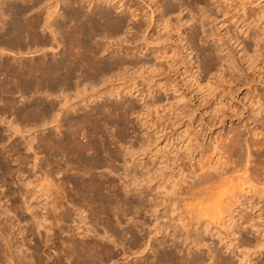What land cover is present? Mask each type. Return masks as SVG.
Instances as JSON below:
<instances>
[{
  "label": "rangeland",
  "instance_id": "rangeland-1",
  "mask_svg": "<svg viewBox=\"0 0 264 264\" xmlns=\"http://www.w3.org/2000/svg\"><path fill=\"white\" fill-rule=\"evenodd\" d=\"M27 1L29 0H26V2ZM185 1L183 0L184 5H188V9L191 8V11L189 10L188 14H193L195 17L198 14L199 16L197 15V19L198 17L202 18L200 14L202 11H205L203 13H205L204 15L207 16H204L203 18V24L205 26L203 28L205 30L204 33L207 31L208 41L206 43L211 44L215 49L220 51V53L227 55L229 59L228 62L221 63L216 60L215 63L214 60H212L211 57L207 55L208 50L201 43V33L199 29L197 31L198 35L200 34L199 36H195L194 34L190 33L189 25L192 24L194 20L191 18V16H188L187 11L185 12L184 10L185 13L181 12L180 14H177L178 11H173L169 14H164V16H162L163 18H159V28L167 26L164 29L162 28L160 33H163L166 29H170L172 33H176V30L178 29L177 27H179L180 32L183 33L182 37L184 38L182 43H179L176 39L177 36L174 35L171 41H167V44L169 43L167 45L168 47L165 46V51L168 53L167 55H171V52L175 51L174 56H172L174 57V61L172 62L173 65L168 67L171 63V58H155V53L152 52L153 48L147 47L148 49H146V46L143 45L138 39L137 35L139 33L133 34V37L134 35L137 36H135L136 38L134 37V42L130 43V38L127 39L129 37V33L126 32V17H128L126 11V0H111V2L108 3L103 0H82V10L84 9V12L89 11V9L91 10L94 6L96 7L93 8L95 11H97L98 8H107L111 18L120 19L123 17L125 20L124 28H122V30L119 32H115L116 35H114V33L108 34L110 31L106 32L107 30L104 28V26L100 25V23L103 22L102 18V21L97 20V22H100L98 24L100 27H98L99 29L97 31H102L100 32L101 34L96 32L97 36L94 35V38H90L89 42L87 43L88 48L90 45H92V47H90L92 52L89 51V49H86L85 46H78V49H76V46L73 47L70 43H68L67 47H65L67 44V37L65 38L60 36V34L56 36L58 38H62H60L62 40H60L61 44L59 42L54 43L55 41H52V46L51 44H44L42 46L38 45L37 47L40 46L39 48H42L38 52H32V46L28 49L20 48L17 50V52L19 51L18 53H9L5 50H1L2 55L0 57H5V60L11 59V62L14 61L13 66L17 67L16 72L18 74L21 71H24L25 73L21 72L17 77V74L14 73V78L12 79L13 76H9L10 74L7 71L3 72L2 69V73L0 72V76L5 78L3 80L0 77V82L4 81L0 84L7 82L6 85L9 86V83L11 82L10 80H13L12 82L14 83V86L12 83V91L9 92L5 88L3 92H0V135L3 137L2 142H0V149L2 143L8 145L7 147L14 145L13 143H19L21 147H24L23 145L25 144V140L35 137L32 140V146H35L34 148L37 150L38 156L42 157L45 154L46 149L44 142H42L43 140L38 141V139L51 132L49 130H54L52 132H55V129H58L57 127H54L58 124L55 121L56 118L59 120V117H61L62 122H60L62 124L65 122V119H62L63 116H59L58 114L60 113L61 115L63 109L66 108L67 105L71 106V113L73 114H81V112L87 113L90 111L92 112L96 106H99V104L111 102L112 104L121 108V110L125 109V105H131V107H126L124 110L123 113L125 114H122V117H124H121L122 121H116V124L115 122L114 124L113 122L108 123V126H110V132L112 131V133H115L116 131L118 132L120 128L124 127L125 124V137L122 139L115 137L113 144H110L113 149L115 148L116 151L119 150L118 158L113 162V166L115 168L113 167L114 169H111V173H109L108 169L99 167H96L97 169L95 168L94 171L97 174L106 172L109 177H113L114 180L118 181L122 187L125 183L128 184V186H131V179H135L137 181L139 180L140 183L142 179H145V181L147 180V184L144 185L141 191L146 194V198H149L150 196L154 199L157 198L155 200H160V204L164 199L167 200V196L176 198L173 205H170V203L166 201L165 203L162 202V204L157 207V214L159 216L157 218L158 220L155 219L153 214H150V208H147L150 207L149 200L146 201L148 202L146 204L147 207L142 210L139 218L135 216H129L135 217L134 219L132 218L133 220H139L136 222L137 225L135 226V229H137V233H139L141 243L144 244V242L150 237V242L153 244L156 243L161 237L165 236L167 242H170L172 239H174L178 246L180 245L179 248L181 250L178 251L179 255L183 254V256L185 255L188 257L195 254L200 255L204 258L203 264H217L219 257H223V259L226 260L230 259V262H233L232 264H241L242 262V264H263L264 247L257 246L256 248L254 245L258 243H262L264 245V18L260 17L259 15L260 12L264 11V0H202V2H198L199 4H195L194 2L192 3L190 0ZM42 2L45 6L43 8L44 10L36 13V15H42V20L44 19L42 17L46 16V12H50L51 10L57 11L59 13L63 12L62 8L65 9L64 11H67V9L69 10L68 7L64 6L63 0H43ZM42 2L41 4H43ZM134 2L138 3L139 1L134 0ZM165 2L166 0L159 2V11L162 9V6L165 4ZM53 3L54 5L52 6ZM137 3H135V6ZM62 4L64 7L61 6ZM74 4L76 6L75 2ZM199 6L203 9L200 10ZM56 13H52L53 15H51L50 19L47 20L49 21L51 18H56L57 20L62 18ZM157 14V11L154 12L155 18H157ZM175 16L179 17L177 18ZM131 19L133 21L135 20L134 22H136V18ZM131 19L128 20V24L132 23ZM59 21L60 24H62L64 19L62 18V21L61 19ZM70 21L71 23L75 22L72 20ZM70 21L67 25L71 24ZM61 26H58V33H60V31H63V33H69L73 32V30H77V28H74L75 25L68 26V28L70 27L69 29L67 27ZM39 27L40 28L38 29L32 28V30H34L33 32H31L32 30L29 31L30 29H28V32L25 31L24 33L19 34L22 46L26 44L29 45L31 43V33L34 35L36 32V36L38 34V36L44 35L48 36L49 38L53 37V34H51L48 28L43 26L41 27V25ZM71 27L74 29L71 30ZM159 28H156V31ZM156 31L155 29L152 30L154 33ZM66 33L63 35L66 36ZM97 39L99 40V44H97V46L100 45L98 48H101L102 50L98 49L95 51L93 49H97V46H94V44H96L98 41ZM26 40L29 41V43H26ZM64 41H66V44ZM90 41H92L94 44L92 42L90 44ZM173 45L175 46L174 50ZM130 46H133V49ZM150 46L154 47L155 45ZM62 47L65 49L74 48L71 50L72 52L70 51V53H75L74 55L77 56V58H75L74 55H71L70 59H67V62H65L66 60H64V63L61 61V64H63L60 66V70L59 67H55L58 71L55 68L51 69V71L54 70L52 72V76L51 71L48 72V70L46 73V70L43 68L45 63L42 62L50 61L47 63L50 64L52 62L51 60H58L60 52L59 49H62ZM130 49L133 50H131V52H135L133 54L134 58L136 57V59L146 58L147 60L150 59L151 61L149 60V62L151 63H156L157 65L159 63L161 67L160 71L151 72L149 70L150 73L148 71L147 75V72L146 74L145 72L144 74L140 73V70L137 67L138 64L132 69L130 68L131 66L127 68L126 60L131 55V52L128 51ZM138 49H142L143 51L139 53ZM80 53H84V56L85 54L86 56L88 55L87 57L91 61L87 60V62L85 60L86 56L85 59L82 58L81 60L80 58L83 55L81 56ZM117 58L121 61H125L121 69L120 67L117 68L116 65V67L111 66V61H118ZM37 60L39 64L37 63ZM72 60H74V62ZM167 60L170 61L167 62ZM79 61L82 62V64L79 63ZM84 62H86V64ZM27 64L30 66L28 67ZM35 64L38 66L42 65V70H40L41 68H37ZM70 64L74 65L70 66ZM21 65L23 68H21ZM90 65H92L93 68ZM79 66L82 67L79 68ZM24 67L28 68V70H26ZM77 67L78 69H76ZM38 69L39 71H37ZM101 69L107 71L108 74ZM68 70H71L70 72H73V75L75 74V78L72 77V82L74 85L71 82L70 84H72V86H69V84L65 89H63V92L57 89V91L59 90L58 92L54 91L55 93H50L51 91L46 88L47 86L45 85L57 79L58 82L63 83L64 77H66L67 74H70ZM33 71L34 73L35 71L36 73L38 72V76H40L38 77L36 73L34 75ZM55 71L56 73L54 74ZM92 72L94 74V78H92ZM100 72L103 74L105 73V76L103 75L101 77L102 80H99V76H101ZM131 72L133 79H131L129 75ZM64 73L66 76H64ZM155 73H160L157 74L155 79H159L160 81L166 83V85L159 88L157 87V92H150L149 87L152 82H148V80L145 79L148 76L155 75ZM43 74H47L46 78H49L51 81L48 80L47 82L45 75ZM79 75L80 77H78ZM86 75L87 78H85ZM141 75L146 76L144 77ZM54 76L56 77L54 78ZM89 76L91 80L90 83H88L90 81ZM33 77L36 79H33ZM74 79L77 81L78 79H81L82 81L80 80L79 82H74ZM8 80L10 82H8ZM23 80L32 82L34 80H38V92L33 90L24 92L23 90L19 89ZM83 80H85V82ZM57 81H53L54 83L51 82L50 84L53 85L55 82L57 83ZM36 99L42 104H46L47 102H52L53 104L55 103L54 105L56 108L54 109V112L55 115H57V117L54 119L55 122L52 120V123L48 116H44L45 114L40 115L39 113H41V111L37 113L39 110L37 112L36 110H33L35 113H33L30 108L29 109L31 112L30 110H27L28 106H32L35 101H37ZM23 107H26L27 109H24ZM56 112L58 113L56 114ZM120 122L123 124V126ZM119 123L121 125L118 127ZM52 126L54 128H52ZM64 127L65 125H62V129L60 128L62 133L65 130ZM56 132H58V130ZM76 136H79L77 137L78 140L83 139L82 134H76ZM110 139H112V137ZM245 143H248V147ZM27 152H30L28 157L30 160L32 158L31 151ZM220 153H223L225 158H230L231 160H229V162L231 164L229 163L230 165L228 164L226 166V168L229 169V172L227 171L222 179V181H225L220 182L218 184V188L215 190L218 191L221 189V192H224L222 195L225 197L227 196V200L226 202L222 201L219 206L217 205L213 207V205L209 206V204L212 202L208 203L205 198L204 200L200 199L203 204L205 203L204 206L208 208H206V213L204 214L205 216L203 215V218L208 220V222L211 224V229H209L210 231L207 232L196 229L195 225L191 227L189 237H197V235H200L202 238V244H199L200 246L197 245L196 247L193 245L192 241H190L191 237L184 238L186 236V231L184 232V228H182V225L189 226L191 223L193 224L195 220L192 217L197 218V216L200 215L198 212H196L197 210L194 207L197 206L196 200L193 199L194 195H192L191 191H189L187 188L191 181L189 178L193 167L199 162L210 161L211 163L215 164V166L221 167L222 160L219 157ZM241 154L244 155V157H241ZM245 157L248 158V160ZM237 158H239V161L236 160ZM9 159L10 165L12 169H14V172L12 176L10 175L5 178L6 184H10V179L16 180L18 178V172L15 171L16 161H14V158L12 159L11 156ZM228 159L226 160L228 161ZM232 163L235 164L232 165ZM241 163L246 164V167H242L241 165L243 164ZM28 164H30V162ZM23 166L27 167L25 165ZM232 166L235 168L232 169ZM236 166L241 172H237L239 169H237ZM243 171H246V173H242ZM125 172L128 173L126 176ZM26 173L24 175H27ZM239 173L242 174V178L244 176L247 178L249 177L251 182H254L252 184L255 186V189L258 190H252L249 193H244V191L241 190L240 185V182H242L240 180L242 178H236V176H241L238 175ZM28 178V190H39V181L41 179L32 174H30ZM249 178L248 180L250 181ZM9 186H6L8 188L7 190H9V192H13L15 190L16 184H11ZM157 186H159V188H157ZM222 186L224 187L223 191ZM226 186H228V188ZM6 187H0V191L1 189L5 190ZM226 188L227 190L225 191ZM167 190L168 192L166 193ZM215 190L213 191L216 192ZM173 191H175V194H171ZM11 192L9 195L10 197H2V199H0V206L2 209L11 207L7 214H5L2 209H0V227L6 226L5 229H7L9 234L7 239L13 245L11 246V249H13L16 258L18 260L22 258L21 260H23V262L27 261L26 263L28 264H35L34 260L31 258L30 249V246L34 243V241H38V238L35 235H27L26 242L24 241L26 244L23 247H17L19 251L14 250L15 244L20 245L21 242H23L22 234L19 232L17 227L25 228L27 225L24 224L25 221L23 220L18 226H16L18 223V216L15 213V209H12L11 205L14 201L13 198H17V194L15 193V196V194ZM179 193L181 194L179 195ZM239 194L241 195L239 200L235 201ZM207 195L209 198H211L210 201L212 199L214 200L216 197V195H214L215 197L209 194ZM71 210L73 211V209ZM85 213L87 216V212ZM26 214L27 213H21V216L28 218V214ZM201 215L199 217H202ZM90 218L91 217H87L85 223L88 226L90 225V229L93 228V235H91V237H95L94 239L97 238L96 240H98V242L100 240L99 243L103 245L105 244L109 248L111 247V253H113L112 255L114 256H112L113 259H111L112 257L110 258L111 260H105L106 262H101L98 259H94V264H129L140 255L137 250L143 247L142 244L140 246L141 248L139 247V249L136 247L130 248L127 246L125 240L112 235L110 231L107 232L103 227V223ZM124 218L125 217H123V220ZM245 218H248V222H244ZM132 219H129V221L131 222ZM140 220L144 221L145 224ZM236 220L239 222L237 221V223ZM157 221H160V227L163 226V232H161V228L159 232H157L156 228L153 229ZM69 222L72 223V221ZM124 222H126V218ZM140 222H142L143 225ZM122 226H126V223ZM203 228L204 225L202 229ZM48 229L49 228H47L46 232L47 237H51L50 239H52L53 229ZM41 231L42 238L44 239L46 235L45 231L43 228H41ZM1 234L2 233H0V259H2V264H16L12 263V259L9 260V249L4 241L5 239L2 237L3 235ZM62 235L66 234L64 233ZM34 236L36 238H34ZM107 237L111 238L112 240L114 239V242L111 239L107 240ZM243 239H245L248 244L243 243ZM230 249L232 250L230 251ZM48 252L51 256L49 260L46 259L45 253L42 251L41 253L43 255L40 253L41 257H44V264H48L51 262V259H53V249H50ZM245 253L249 255L247 259L245 258L246 261L243 260ZM249 257L251 261L248 260ZM240 259L242 260L241 263ZM60 264L70 263L67 259H63V262Z\"/></svg>",
  "mask_w": 264,
  "mask_h": 264
},
{
  "label": "bare ground",
  "instance_id": "bare-ground-1",
  "mask_svg": "<svg viewBox=\"0 0 264 264\" xmlns=\"http://www.w3.org/2000/svg\"><path fill=\"white\" fill-rule=\"evenodd\" d=\"M42 1L43 0H29L27 2H26V0H0V52H1L0 56L2 55L1 50H5L9 53H13V52L16 53L17 50L20 48H27L28 49L31 46L33 47V50L31 49L32 52L33 51L38 52V51H40V49H42V48H39L40 46L37 47L38 45H41V46L44 44L48 45V44H51L52 41H55L54 43H56V42L60 43L62 41L61 40L62 38L60 36H63L65 38L67 37L66 38L67 44H66V41H64V43L66 44V45L64 44L65 47H67L68 43H70V44H72L71 46H73V47L76 46V49H78L77 48L78 46H85L86 49H89V51H91L90 47H92V45H90V44L93 41L92 39L94 38V35H96V32H99V31H97L99 29L98 27H100V26H98V24L100 22H97V20H101V18L103 19V22L100 23V25L104 26V28L107 30V31L106 30H104V31H106V32L110 31V33H108V34L114 33V35H116L115 32L121 31L125 25V20L123 19V17L120 19L111 18L110 14H109V10L107 8H98L97 7L98 9H97V11H95L93 9L95 7L94 6V7H92L91 10L89 9V11L84 12V9L82 10V8H83L82 0H74V2L76 3V6H75L73 0H63L64 6L68 7L69 10L67 9V11H64L65 9L62 8L64 13L63 12L59 13V12L54 11V10L52 11L50 8L51 11L46 12L47 14H45L46 15L45 17H42V18H44L42 20L41 19L42 15L41 16L36 15V13H39V12L44 10L43 8L45 6H44V3ZM103 1H105L107 3L111 2V0H103ZM138 1L139 2L137 3V2H134V0H126V11H127V16H128V17H126V19H127L126 21L129 23V21H128L129 19L136 18V22H134L135 20L133 21L132 19H131L132 23L128 24L126 22V32L129 33V35L127 34L129 36L127 39L130 38V40H131L130 43L134 42V37L136 35H134V37H133V34L139 33L137 35L138 39L141 41V43L143 45L146 46V49H148L147 47L153 48V51H152V49H151V51L155 53V55H154L155 58H157V59H160V58L169 59V58H171V63L168 66V67H171L173 65L172 62L174 61L173 60L174 57H172V56H174L175 51L171 52L172 53L171 55H167L168 53L165 51V46H167L169 44V43L167 44V41L168 40L171 41V39H173L174 35L177 36L176 39L178 40V42L182 43V40L184 39L182 37L183 33L180 32L179 27H177L178 29L176 28L177 30L175 29L177 31L176 33H172L170 29H166L163 33L162 32L160 33L161 29L162 28L164 29L167 26L159 28V26H160V19L159 18L164 16V14L166 15V14H169L170 12H173V11L174 12L178 11L177 14H180L181 12H184V10H185V12L187 11V15L191 16V18L194 20L192 22V24L189 25L190 33H192L196 36V35H198L197 31L199 29V31L201 33V37H200V40L202 41L201 43L208 50L207 55L210 56L211 59L214 60L215 63H216V60L221 62V63L222 62H228L229 59H228L227 55L220 53V51L215 49L211 44L206 43L208 41V36H207V31H206V33H204L205 30L203 28V27H205L203 24V18H204V16H207V15H204L205 13H203L205 11H202V13L200 14L202 16V18L200 17L201 18L200 19L198 17V19H197L196 17L198 14L196 15V17L193 16V14L192 15L190 13L188 14L189 10L191 11V8L188 9L189 8L188 5L187 6L184 5L183 0H176V1L175 0L174 1L173 0H166L165 4H163L162 9L160 11H159V5H160L159 2H161L162 0H138ZM190 1H192V3L194 2L195 4L198 3L199 1L202 2V0H190ZM41 2L43 4H41ZM72 2H73V4H72ZM135 3H137L136 6H135ZM63 4L61 6H63ZM47 5H48V3H47ZM53 5H54V3L52 4V6ZM122 5L124 6L123 3H122ZM70 7L73 9H71ZM204 8H207V7H204ZM202 9L203 8L200 7V10H202ZM156 11L158 13L157 18L154 17V12H156ZM52 13L53 14L56 13V14H58L59 17H62L64 19L62 24H64V25L60 24V21H59L60 19L62 21V18H59L58 20L56 18H51V20L48 21L47 19H50L51 15H53ZM195 13H194V15H195ZM259 15H260V17L264 18V11L260 12ZM175 17L178 18L179 16H175ZM96 18H98V19H96ZM70 20L75 21V22L74 23L72 22L73 23L72 24ZM42 21H44V22H42ZM69 21L71 24L67 25ZM179 23H181V22H179ZM40 25H41V27L43 26L45 28H48L49 31L51 32V34H53V37L50 36L51 38H49L48 36H44L43 34H42L43 36H40V35L38 36V34L36 36L35 35L36 32L34 33V35H33V33H31L32 34L31 35L32 38L30 37L31 43L29 45L26 44V45L22 46L21 41H20L21 38H19V36H20L19 34L24 33L25 31L28 32V29H30L29 31H31L32 28L38 29V28H40L39 27ZM61 25L64 27H67V28L70 25L71 26L75 25L74 28H77V30H75V31L73 30V32H76V31L77 32L76 33H73V32H69V33L67 32L66 33L65 32L67 34L66 36L63 35V34H65V33H63V31H60V33H58L59 32L58 26H61ZM74 28L71 27V30ZM156 28H159V29H157V31H156ZM153 29H155V31H156L155 33L152 32ZM33 31L34 30H32L31 32H33ZM67 31H69V30H67ZM101 31L102 30H100V32ZM58 34H60L59 37L61 39L57 37ZM100 34H98V35H100ZM90 38H92L91 39L92 41H90V44H89L90 47L88 48L87 43L89 42ZM25 39H26V37H25ZM98 42H99V40L97 41L96 44H94L93 42L92 43L94 44V46H97V44H99ZM26 43H29V41H27ZM164 43H166V44H164ZM150 45H155V46L152 47ZM189 45H190V43H189ZM51 46H52V44H51ZM99 46H97V49H93V50H95V51L98 50ZM183 48H184V46H183ZM73 49L74 48L65 49L62 47V49H59L60 52H59L58 60H55V59L51 60L52 62L50 64H47L50 61H48V62L47 61L46 62L40 61L42 63H45L43 68L46 70V73L48 70H49L48 72H50L51 69H54L55 67H57V68L59 67V70H60V66L64 63V60H66L65 62H67L68 61L67 59L68 58L70 59L71 55L75 54V53H70V51ZM132 49H130L128 51L131 52ZM139 49H138L139 53L141 51H143L142 49L141 50H139ZM174 49H175V46H174L173 50ZM74 52H77V51H74ZM98 52H100V51H98ZM133 53H135V52H131L130 57L126 60V67L127 68H129L131 66L130 68L132 69L134 66H136L138 64L137 67L139 68L140 73L144 74V72H145V74H146V72H147V75H148L149 70L151 72L160 71L161 67H160L159 63H158V65L156 63H151V62H149L150 59L147 60L146 58L145 59L144 58L143 59L142 58L136 59V57L134 58ZM83 54H81V56ZM92 55H93V53H92ZM74 56H73V58H74ZM85 56H86V54H85ZM85 56L83 55L81 58L80 57L79 58L82 60V58L85 59ZM87 56L85 59L86 61L90 60ZM4 58L0 57V72L3 69V72L7 71L10 74L9 76H11V75L13 76L14 73L17 74L16 77L18 75H20L21 72H24V71H21L18 74L16 72L17 67L13 66L14 61L11 62L12 61L11 59L5 60ZM73 58H71V59H73ZM75 58H77V56H75ZM123 60H125V59H123ZM61 61L63 62L62 64H61ZM69 61H71V60H69ZM72 61L74 62V60H72ZM168 61H170V60H167V62ZM22 62H20V63H22ZM102 62H103V60H102ZM111 62H112L111 66L116 65L117 68L120 67V69L125 63V61H121L119 59H118V61L115 60V61H111ZM211 62H213V61H211ZM34 63H36V62H34ZM37 63H38V60H37ZM69 63H72V62H69ZM79 63L82 64V62H80V61H79ZM84 63L86 64V62H84ZM71 65H74V64H70V66ZM27 66H28V64H27ZM41 66L36 65L37 68H41ZM66 66H67V64H66ZM76 66H77V64H76ZM83 66H84V64H83ZM90 66H92V65H90ZM80 67H82V66H79V68ZM150 67H152V68H150ZM21 68H23L22 65H21ZM92 68H93V66H92ZM25 69L28 70V68H25ZM76 69H78V67ZM40 70H42V68ZM127 70H129V69H127ZM37 71H39V69ZM53 71H51L52 76H53V74H52ZM68 71L70 74L69 75L67 74V76H68L67 77L66 74L64 73V76H66V77H64L63 83L58 82L57 81L58 79H57V80H53V81H57V83L55 82V84H53V85L50 84L53 81H51L49 78L48 79L46 78L47 74L46 75L43 74V75H45L47 82H48V80L51 81L48 83L50 85H48V84L45 85V86H47L46 88H48L51 91L50 93H53L54 91L58 92L59 90H61L63 92V89H65L72 82V77H74L75 74L73 75L72 74L73 72H70L71 70H68ZM74 71H75V69H74ZM102 71L107 72L104 69ZM150 71H149V73H150ZM27 73H29V72H27ZM33 73H34V71H33ZM35 73H36V71H35ZM35 73H34V75H35ZM43 73H45V72H43ZM55 73H56V71L54 72V74ZM160 73H157V74H160ZM36 74L38 76V72ZM104 74L102 72H100L101 76H99L100 77L99 80H102L101 77ZM107 74H108V72H107ZM157 74L155 73V75L148 76L145 79V80H148V82H150V81L152 82L150 84V87H149L150 92H153V91L157 92V87L159 88L161 86L163 87L164 85H166V83L160 81L159 79H155ZM60 75H62V74H60ZM93 75L94 74L92 72V78H94ZM129 75H130L131 79H133V77L131 76L132 72ZM37 76H35V77L38 78L40 75L38 77ZM141 76L145 77L146 75H141ZM35 77H33V79ZM55 77L56 76H54V78ZM78 77H80V75ZM13 78H14V76L12 77V79ZM57 78H58V76H57ZM83 78H84V74H83ZM85 78H87V75L85 76ZM1 79L4 80L5 78L1 77ZM1 79H0V81H1ZM61 79H63V78H61ZM9 80H10V78H9ZM9 80H8V82L11 81L9 83V86L6 85L7 82L4 84H0V92L1 91L3 92L5 90V88L9 92L12 91V89H13V87H12L13 82L12 81L13 80H10V81ZM80 80L78 79V81H77L74 79V82H76V81L79 82ZM85 80H87V79H85ZM85 80H83V81L85 82ZM89 80H90V76H89ZM37 81H35L36 83L35 82L33 83L32 81L23 80L19 89L23 90L24 92L32 91V90L37 91L39 89V85H38L39 81L38 82ZM3 82H0V83H3ZM90 82H91V80L88 83H90ZM45 83H46V81H45ZM72 84L74 85L73 82H72ZM72 84H70L69 86H72ZM4 85H6V86H4ZM13 86H14V83H13ZM151 86H152V89H151ZM57 89H59V90L57 91ZM6 92H5V94H6ZM54 104L52 102H47L46 104H42L41 102H38V100H37V101H35V103L32 106H30V107L26 106L28 109L26 107L25 108L23 107L24 109H27V110L31 109L32 112H33V110H36V112L39 110L37 113H39L41 111V113H39L40 115L45 114L44 116H48V118H50L51 122L53 120V122L56 121V123H58L56 126H54V127L58 128V129H55L56 131L58 130V132H56V131L52 132L54 130H49L51 132L45 134L44 136H42V138L38 139V141L43 140L42 142H44V146L46 149V152L43 149L45 154L42 157L38 156V152L34 148L35 146L34 147L32 146L33 145L32 140L35 137L34 138L31 137V139L28 138L29 140H25V144L23 145L24 147H21L19 143L18 144L13 143L14 145L11 144L12 146H9L10 148L7 147L8 145H5L3 143L1 144V149H0L1 150L0 151V174H1L0 175V187L2 188L3 186L6 187L7 185L9 186L11 184H14V185L16 184L15 190L13 189L14 190L13 192L10 191L11 193L17 194V198H15V199L13 198L14 201L12 202V205H11L12 209L13 210L15 209V213L18 216L17 218L19 220V221L17 220L18 223L16 226H18L20 224V222L23 220L25 221L24 224L27 225V226H25V228L17 227L19 232H21V234H22L23 242H21L20 245L15 244L14 250L19 251L17 247H19V246L23 247L26 244L25 242H26V236L27 235H35L38 238L37 239L38 241L37 242L34 241V243L31 246L29 245L30 249H31V258L34 260L35 264H41V263L44 264V261H43L44 257H41V254H42L41 251L46 254V259L49 260L51 258L50 253L48 252V251H50V249H53V256H52L53 259H51V262H49L47 260L49 262L48 264H60L63 262V259H67L70 264H94L93 263L94 259H98L101 262L105 261V260H109L113 256L112 255L113 253H111L112 249H110L111 247L109 248L105 244L103 245V244L99 243L100 240L98 242V240H96L97 238L94 239L95 238L94 236H93L94 238L91 237V235H93V228L90 229V227H89L90 225L88 226L85 223V220L87 219V217H91L90 219L98 220L101 223H103V225H104L103 227L106 229L107 232L110 231L112 233V235L120 237V238H122V240H125L128 247H130V248L136 247L139 249V247L141 246L142 243L140 241L141 238L139 236V233H137V229H135V226L137 225L136 222L139 220L138 219L133 220V219L135 217L139 218L142 210H144L145 207H147L146 204L148 202H146V201L149 200V202H150L149 203L150 207H147V208H150V211H151L150 214H153L155 219H157L159 217L157 214V207L159 205H161L162 202L165 203L166 201H168L170 203V205H173L175 203L176 198L167 196V200L164 199L163 201H161V204H160V200L159 201L155 200L157 198L154 199L153 197H150V196H149V198L148 197L146 198V194H144V192L141 191L142 188L144 187V185L147 184V180L145 181V179H142V181L140 183L139 180L137 181L135 179H131L132 180L131 186H128V184L125 183L124 186L122 187L118 183V181L114 180L113 177H109L106 172L97 174L94 171V169L96 167H99V168L108 169L109 173H111L112 172L111 169L115 168L113 166V164H114L113 162L118 158L119 150L116 151L115 148H114L115 149L114 150L110 146V144L111 145L113 144L115 137H117L118 139H120V138L122 139L125 137V135H126L125 129H124L125 124H124V127H122L123 124L120 122L122 124V126H121L122 128H120V130L118 132L116 131L115 133H112V131L110 132V126H108V123L113 122V124H114V122H115V124H116V121H118V122L122 121L121 119L124 118V117H122V114L123 115L125 114V113H123L124 110L126 109V107H128V108L131 107V105H128V106L125 105L124 106L125 109L121 110V108L112 104V102L106 103V104H99V106H96L92 112L91 111L87 112V113L81 112V114L80 113L79 114L78 113H75V114L71 113V106L67 105V107L63 109V112L61 111L62 114L61 115H60V113L58 114L59 116H63L62 119H65V122H64L65 124L64 123L62 124L61 123L62 122L61 117H59L60 118L59 120L57 118L55 119V117H57V115H55V112H54V109L56 108V106ZM31 110H30V112H31ZM33 113H35V111ZM57 113L58 112H56V114ZM54 119H55V121H54ZM51 122H49V123H51ZM120 123H119L118 127L121 125ZM123 123H125V122H123ZM62 125H65V127H64L65 130L63 133L60 131V128L62 129ZM54 127L52 126V128H54ZM79 133L82 134V136H83L82 137L83 139H81V140H78L77 137H79V136H76V134L80 135ZM110 136L112 137L113 140L110 139L111 138ZM2 140H3V137L0 135V142H2ZM11 143H12V141H11ZM247 144H246V146L248 147ZM27 151H31L32 158L30 160L28 159L30 152L28 153ZM247 152H248V149H247ZM223 153L219 154V157L222 160V166L221 167H217V166H215V164L211 163L210 161H206V162H199L196 166L193 167V169L191 171V175L189 178V179H191V181L189 183V186H187V188L189 191H191V194L194 195L193 199H195L197 202V206H194L195 209L197 210V211L196 210L195 211L198 212V214H200V215L202 213V215H201L202 217H199L200 215L197 216V218L192 217L195 220V222L193 224L191 223L190 224L191 226L189 224H188L189 226L182 225V228H184V232L186 231V236L184 238H190L191 237V236L189 237V235H190L191 227H193V225H195L196 229H198L200 231L204 230V231L208 232V231H210L209 229H211V224L208 222V220L203 218L205 216L204 214L206 213L207 207L204 206L205 203L203 204V202L200 199L204 200V198H205L208 203L212 202L209 204V206L213 205V207L217 206V205L219 206L222 203V201L226 202V200H227V198H226L227 196L225 197L224 195H222V194H224V192L222 193L221 189H219L218 191L215 190L218 188V184L220 182L225 181V180L222 181V179L225 176V174L227 173V171L229 170L228 168H226V166L230 163L229 160H231V159L230 158L228 159L227 157L225 158ZM10 156L12 159L14 158V161H16V170L15 171L18 172V174H17L18 178L16 180L10 179L11 180L10 184L9 183L6 184L5 178L7 176H10V175L12 176L13 172H14V169H12V167L10 165V159H9ZM13 156H15V157H13ZM248 156H249V154H248ZM241 157H244V155H242ZM239 158H237L236 160H238ZM226 159H228V161ZM246 159L248 160V158H246ZM29 162H30V164H28ZM235 163H236V161H235ZM235 163H232V165ZM241 164H243V165H241L242 167L246 165L244 163H241ZM23 165H25L27 167H24ZM237 166H236V168L239 169ZM233 168H235V167L232 166V169ZM238 171L241 172L240 169L237 170V172ZM25 173L27 175H24ZM242 173L245 174L246 171L245 172L243 171ZM30 174L37 176V178L41 179L39 181L40 182L39 183V185H40L39 190H37V189L36 190L34 189L35 191H29L28 190V182H29L28 177ZM127 174L128 173L125 172V176ZM238 175H241V176H236V178H238V177L242 178V174L239 173ZM132 178H133V176H132ZM248 178L246 176H244L241 180L239 179L240 181H242V182H240L241 183L240 184L241 190L244 191V193H247V192L249 193L252 190L253 191L258 190V189H255V186L252 184L254 182H251L250 178H249L250 179V181H249ZM20 187H22V188H20ZM226 187L228 188V186H226ZM10 188H12V187H10ZM157 188H159V186H157ZM223 188L224 187L222 186V191H223ZM227 188L225 189V191L227 190ZM7 189H8L7 187L5 190L1 189L0 199H2V197L3 198L4 197H10L9 196L10 192ZM213 190H215L216 192H214ZM155 192H157V191H155ZM167 192H168V190L166 191V193ZM166 193H165V195H166ZM16 194H15V196H16ZM171 194H175V191H173V193H171ZM180 194L181 193H179V195ZM207 194H209L211 196L216 195V197L214 196L215 199L214 200L212 199L210 201L211 198H209V196ZM153 195H155V194H153ZM240 196L241 195L239 194L235 201H238ZM157 197H158V195H157ZM192 202H193V200H192ZM0 209H2L1 206H0ZM10 209H11V207L10 208H4L2 210H3V212H5V214H7V212L10 211ZM71 209H73V211H75V212H73ZM173 210H174V208H173ZM195 211H193V212H195ZM85 212H87V216H86ZM21 213H27L28 218H26L25 216H21ZM129 216H135V217H129ZM123 217L126 218V222H124L125 218L123 220ZM129 219H132V221L130 222ZM142 220H140V221H142ZM247 220H248V218H245L244 222H246ZM69 221H72V223ZM237 221L238 220H236V222ZM6 222H5V225H6ZM142 222L145 224L144 221H142ZM142 222H140V223L142 224ZM188 222H190V221H188ZM125 223H126V226H122ZM240 224H241V222H240ZM250 224H251V222H250ZM23 225H20V226H23ZM203 225H204V228L202 229ZM46 227L49 229H51V228L53 229L52 239H50L51 237L50 238L47 237V234H46L47 228ZM162 227H160V221H157L155 224V227H153V229L156 228L157 232H159L160 228H161L162 229L161 232H163L164 230ZM5 228H6V226L0 227V233H2L1 235H3L2 237L5 239L4 241H5L8 249H9V254H10L9 260L12 259L13 260V261L11 260L12 263H16V264H25L27 261L23 262V260H21L22 258H20V260H18L15 256L14 252H13V249H11V246H13V245L7 239L9 234L7 232V229H5ZM41 228H43V230L45 231V234H46L44 239L42 238V235H41V233H42ZM180 228H181V226H180ZM24 231H25V233H24ZM139 231H141V230H139ZM64 233L66 235H62ZM111 233H110V235H111ZM35 236H34V238H36ZM143 238H144V235H143ZM106 239L110 240L111 238L107 237ZM150 240H151L150 237L148 238L147 241H145V238H144L145 242L143 241L144 242V244H142L143 247L142 248L140 247L141 249H139V250L135 249L138 251V253H140V255L137 256L135 258V260H133L129 264H203L204 263V258L200 255L195 254V255H192L190 257L185 256V255L183 256V254L179 255L178 251L181 250L179 248L180 245L178 246V244L175 242L174 239H172L170 242H167V240L165 239V236H164V237H161L156 243H153V244L150 242ZM112 241L114 242V239ZM190 241H192L193 245L196 247H197V245L202 244L201 243L202 238L200 237V235H197V237H191ZM105 242H106V240H105ZM242 242L248 244V242H246L245 239H243ZM53 244H54V246H53ZM254 246H256V248H257V246L258 247H264V245L262 243L261 244H259V243L255 244ZM26 248H28V247H26ZM42 248H44V249H42ZM130 248H128V249H130ZM145 250H146V252H145ZM231 250L232 249H230V251ZM148 253H150V254H148ZM210 254H211V252H210ZM218 255H219V253H218ZM248 256L249 255H247V253H245L243 260L246 261L245 258L247 259ZM0 257H1V248H0ZM113 257L111 259H113ZM1 260L2 259H0V261ZM248 260H250V257ZM230 261H231L230 259L226 260V259H223V257L222 258L219 257V261H217V264H232L233 262L231 263ZM241 262H242V260L240 259V263ZM45 263H46V261H45ZM0 264H2V261L0 262ZM26 264H28V263H26Z\"/></svg>",
  "mask_w": 264,
  "mask_h": 264
}]
</instances>
